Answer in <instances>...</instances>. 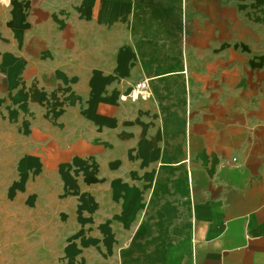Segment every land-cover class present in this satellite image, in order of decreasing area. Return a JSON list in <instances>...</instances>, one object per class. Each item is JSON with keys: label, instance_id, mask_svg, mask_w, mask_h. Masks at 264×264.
Instances as JSON below:
<instances>
[{"label": "crops", "instance_id": "1", "mask_svg": "<svg viewBox=\"0 0 264 264\" xmlns=\"http://www.w3.org/2000/svg\"><path fill=\"white\" fill-rule=\"evenodd\" d=\"M259 6L0 0V191L35 204L53 180L64 264H264V45L233 20Z\"/></svg>", "mask_w": 264, "mask_h": 264}, {"label": "rangeland", "instance_id": "2", "mask_svg": "<svg viewBox=\"0 0 264 264\" xmlns=\"http://www.w3.org/2000/svg\"><path fill=\"white\" fill-rule=\"evenodd\" d=\"M259 4L260 8L256 9L258 13H261L259 15L256 11L239 15L234 9V39L237 43L250 40L252 45L259 46V48L262 44L264 45V34H257V28L264 26V19H262L264 17V0H259ZM187 6L186 3L185 8ZM184 21L188 22L189 20L186 18ZM193 23H196L195 20ZM248 23L253 26L252 30L247 27ZM181 26L183 27V20ZM187 26L186 31L182 29L180 44L182 49L183 47L193 48L192 57L198 61L204 57L200 50L204 47V40L201 36L193 34ZM155 37L157 36H153L154 39ZM173 37L175 36H169L170 39ZM249 52L251 55L262 53L261 50L251 49ZM40 191L41 193L35 199V204L29 202L22 204L15 199L8 201L0 191V264H64L63 254L67 245L66 238L71 231L77 230L76 221L74 216L66 213L63 201L58 200L57 202V195L53 194L56 191L53 180H45ZM174 216L175 212L168 214V212L158 210L150 212L148 218L160 220L170 219ZM156 224L159 225L160 222L158 221ZM151 231L160 234L161 228L158 226ZM141 233L139 232V234ZM138 245L144 247L145 243ZM132 250L127 248L124 251L127 263L132 260L129 258L132 256L129 255V252L131 251V254L134 252V249Z\"/></svg>", "mask_w": 264, "mask_h": 264}, {"label": "built area", "instance_id": "3", "mask_svg": "<svg viewBox=\"0 0 264 264\" xmlns=\"http://www.w3.org/2000/svg\"><path fill=\"white\" fill-rule=\"evenodd\" d=\"M148 96V80L137 83L134 87L133 93L129 98L136 99L138 97L146 98Z\"/></svg>", "mask_w": 264, "mask_h": 264}]
</instances>
